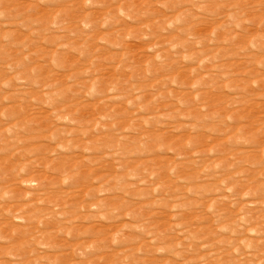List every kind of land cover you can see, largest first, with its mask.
Wrapping results in <instances>:
<instances>
[{
    "label": "rangeland",
    "instance_id": "1",
    "mask_svg": "<svg viewBox=\"0 0 264 264\" xmlns=\"http://www.w3.org/2000/svg\"><path fill=\"white\" fill-rule=\"evenodd\" d=\"M0 264H264V0H0Z\"/></svg>",
    "mask_w": 264,
    "mask_h": 264
}]
</instances>
